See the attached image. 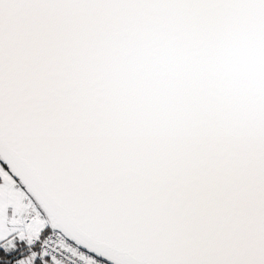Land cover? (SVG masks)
Returning <instances> with one entry per match:
<instances>
[{
    "label": "snow or ice",
    "instance_id": "6c2138e0",
    "mask_svg": "<svg viewBox=\"0 0 264 264\" xmlns=\"http://www.w3.org/2000/svg\"><path fill=\"white\" fill-rule=\"evenodd\" d=\"M0 264H264V0H0Z\"/></svg>",
    "mask_w": 264,
    "mask_h": 264
}]
</instances>
